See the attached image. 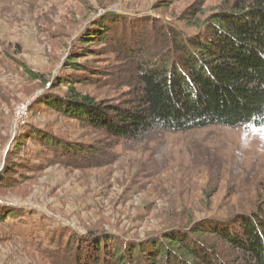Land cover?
I'll use <instances>...</instances> for the list:
<instances>
[{
	"label": "rangeland",
	"instance_id": "rangeland-1",
	"mask_svg": "<svg viewBox=\"0 0 264 264\" xmlns=\"http://www.w3.org/2000/svg\"><path fill=\"white\" fill-rule=\"evenodd\" d=\"M233 2L0 0V214L8 215L0 264H115L111 255L166 231L262 208L264 128L153 131L133 141L42 104L64 100L68 84L59 82L82 77L74 88L96 104L133 105L134 65L122 50L154 56L155 27L191 38ZM99 36L111 44L95 43ZM74 56L87 72L67 70ZM45 138L62 151L42 147Z\"/></svg>",
	"mask_w": 264,
	"mask_h": 264
},
{
	"label": "trees",
	"instance_id": "trees-1",
	"mask_svg": "<svg viewBox=\"0 0 264 264\" xmlns=\"http://www.w3.org/2000/svg\"><path fill=\"white\" fill-rule=\"evenodd\" d=\"M197 27L199 32L191 38L155 27L154 56L136 59L129 49L128 53L122 50L123 57L134 65L138 87L137 99L129 107L96 104L74 88L84 83L75 76L59 82L68 84L64 100L45 98L42 104L64 117L133 141L153 131L264 128V0H234ZM98 38L95 43L111 44ZM77 58L67 61V70L85 72ZM41 142L46 150L62 151L49 138ZM261 207L249 214L239 213L229 223L207 227L194 223L182 231H166L160 241L136 244L127 251L123 248L107 262L264 264V204ZM7 218L0 214V224ZM212 238L231 251V261H226Z\"/></svg>",
	"mask_w": 264,
	"mask_h": 264
},
{
	"label": "built area",
	"instance_id": "built-area-1",
	"mask_svg": "<svg viewBox=\"0 0 264 264\" xmlns=\"http://www.w3.org/2000/svg\"><path fill=\"white\" fill-rule=\"evenodd\" d=\"M25 112H26V108L22 106L19 110V114H21V117L25 114ZM0 204H2L1 201Z\"/></svg>",
	"mask_w": 264,
	"mask_h": 264
}]
</instances>
